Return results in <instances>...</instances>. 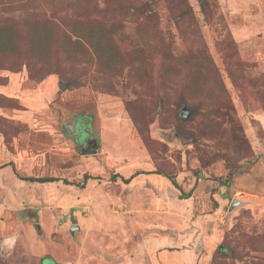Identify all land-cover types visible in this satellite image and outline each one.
<instances>
[{
	"label": "rangeland",
	"instance_id": "374dc122",
	"mask_svg": "<svg viewBox=\"0 0 264 264\" xmlns=\"http://www.w3.org/2000/svg\"><path fill=\"white\" fill-rule=\"evenodd\" d=\"M0 26V264H264V0H0Z\"/></svg>",
	"mask_w": 264,
	"mask_h": 264
},
{
	"label": "trees",
	"instance_id": "16d2710c",
	"mask_svg": "<svg viewBox=\"0 0 264 264\" xmlns=\"http://www.w3.org/2000/svg\"><path fill=\"white\" fill-rule=\"evenodd\" d=\"M33 26H37V25L36 24L32 25L30 28L28 27V29L26 30V32H27L26 39H28V41L25 43V45H27V47L28 46L30 47L29 52H31V53L33 51L35 52L36 49L44 46V44L46 42L44 39L45 34H40V32L36 28H34ZM16 38H17V32L14 30V27L10 28L7 26H3V27L0 26V54L1 55H7V54L17 55L20 53V44ZM41 41H44L43 42L44 44L39 46V43ZM4 166H2L0 168H3ZM156 174L158 175L157 172H156ZM159 175H160V173H159ZM166 178L171 182V184L174 187L177 188V184L175 182L174 177L167 176ZM19 179L22 181H27V182H31V183H39V184L53 183L56 181L53 178H37V179L19 178ZM130 179L124 180V182L127 183V182H129Z\"/></svg>",
	"mask_w": 264,
	"mask_h": 264
},
{
	"label": "clouds",
	"instance_id": "9594fccd",
	"mask_svg": "<svg viewBox=\"0 0 264 264\" xmlns=\"http://www.w3.org/2000/svg\"><path fill=\"white\" fill-rule=\"evenodd\" d=\"M18 233H13L0 239V250L11 251L15 248L18 241Z\"/></svg>",
	"mask_w": 264,
	"mask_h": 264
},
{
	"label": "water",
	"instance_id": "95a60500",
	"mask_svg": "<svg viewBox=\"0 0 264 264\" xmlns=\"http://www.w3.org/2000/svg\"><path fill=\"white\" fill-rule=\"evenodd\" d=\"M57 87H58V89H60V90H62V91H64L65 88H66L65 84L62 83L61 81H58V82H57ZM182 118H183V119H186L187 116H186V115H185V116H182ZM91 151H92V150L89 148V149L87 150V153H91ZM93 153H95V152H93ZM238 205H239V204H238L237 201H233V203L231 204V207H230V211H232V210H233L235 207H237ZM75 229H78V227H77V226H76V227H72V228H71V233H73Z\"/></svg>",
	"mask_w": 264,
	"mask_h": 264
},
{
	"label": "flooded vegetation",
	"instance_id": "af4514ba",
	"mask_svg": "<svg viewBox=\"0 0 264 264\" xmlns=\"http://www.w3.org/2000/svg\"><path fill=\"white\" fill-rule=\"evenodd\" d=\"M88 144H90V149L92 150L91 153L94 152V150L96 149V142L90 141V142H88Z\"/></svg>",
	"mask_w": 264,
	"mask_h": 264
}]
</instances>
